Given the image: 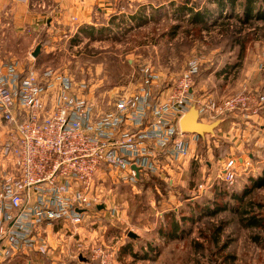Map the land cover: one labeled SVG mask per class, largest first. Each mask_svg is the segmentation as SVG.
<instances>
[{"label":"rangeland","instance_id":"374dc122","mask_svg":"<svg viewBox=\"0 0 264 264\" xmlns=\"http://www.w3.org/2000/svg\"><path fill=\"white\" fill-rule=\"evenodd\" d=\"M171 1L83 0V6L76 8L73 1L31 0L33 12L43 13L42 23L35 31L20 29L13 15L6 14V24L0 27V60L17 63L21 70L33 65L39 82L53 77L52 82L58 83V76L68 77L74 93L94 102L102 114L122 98H135L150 83L153 97L166 101L191 60L199 63L193 87L196 98L218 104L247 94L253 96L256 110L264 107L259 97L264 89V18L249 19L237 5L234 13L227 8L209 15L205 29L204 22L195 25L186 15L177 19L168 6ZM194 1L198 8L217 9L209 0ZM151 3L164 4L171 14L142 27L132 20L119 28L110 22ZM62 4L69 12L61 11ZM255 4L253 13L261 5L264 16V3ZM88 22L96 23L99 32L83 35L81 24ZM39 44L42 53L34 58L32 52ZM238 112L242 113L234 110L202 121L224 117L228 121ZM9 136L0 116V170L16 174L13 159L4 154ZM201 140L194 158L164 173L143 174L135 184L125 176L102 172L99 206L85 213L83 223L41 224L38 237L44 240L46 253L10 254L0 264H98L91 253L95 244L113 249L114 264H264V186L252 187L256 164L264 166V148L260 154L250 149L256 161L241 175L237 171L233 182H226L225 160L239 154H229L224 139ZM168 159L169 155L162 157ZM185 163L187 168L178 172ZM253 216L261 220L259 225L250 224ZM174 222L184 232L162 239L160 232L176 229ZM130 232L139 237L131 239ZM145 249L156 252L145 256L141 254Z\"/></svg>","mask_w":264,"mask_h":264},{"label":"built area","instance_id":"2783aa9c","mask_svg":"<svg viewBox=\"0 0 264 264\" xmlns=\"http://www.w3.org/2000/svg\"><path fill=\"white\" fill-rule=\"evenodd\" d=\"M198 68L191 60L164 102L153 97L150 83L102 114L74 93L68 77L39 82L33 65L21 70L0 60V116L10 132L4 154L17 168L16 174H0V260L27 251L46 253L38 237L41 224L83 223L85 213L99 206L102 172L135 184L143 174L164 173L190 158L201 136L182 131L180 119L192 105L201 121L234 110L256 111L247 94L218 104L196 98ZM165 155L169 159L163 163ZM237 164L234 158L225 163L224 181H234ZM91 253L98 264H114L113 249L95 244Z\"/></svg>","mask_w":264,"mask_h":264},{"label":"crops","instance_id":"0c3cea01","mask_svg":"<svg viewBox=\"0 0 264 264\" xmlns=\"http://www.w3.org/2000/svg\"><path fill=\"white\" fill-rule=\"evenodd\" d=\"M30 1L31 0H0V27L5 26L6 24L4 23V20H5L4 18L6 17V14H12L16 22L19 24L20 29L29 27L33 31L37 30V28H39L40 24L42 23L43 13L33 12V9L30 8L31 7ZM56 1L59 4L60 2L64 3V2L73 1L77 5L75 6L76 8H78V6L79 7L83 6V4L85 3V2L83 3V0H56ZM213 4L214 3H212V5ZM168 6L170 7V10L174 12L171 4L170 5L168 4ZM165 7L166 6L164 4H161V5H154L153 3H151V5L143 4L140 7H138L134 12H131V14H129L131 16H128V15L124 16V19H125L124 21L125 23H130L129 20H132L135 24H140V27L145 26L149 23H152L153 21H160L161 18L167 17L168 14H171L165 11ZM203 7L205 6H200L199 9L202 10ZM207 7H209V5H207ZM62 10H64V6H63V9H61V11ZM72 11H73V8L70 10V12ZM64 12L65 13L69 12L68 8L64 10ZM212 14H215V13H212ZM186 16L187 18L185 19L190 20L192 18L188 14ZM208 17L209 15L206 17V19ZM76 20H78V18H76ZM113 25L117 27L116 24H113ZM195 25H198V23ZM208 25L209 24H207V27H205V29L209 27ZM81 29L84 30L82 31L83 35H86L87 33L93 34V33L99 32V28H97L96 23H91V22H88L83 25L81 24ZM263 92H264V89L261 91V94L259 97L261 96L264 97ZM261 106L262 105L258 107V110L255 109L256 111H245L242 113L238 112L237 113L239 114L238 117L235 118V116H233L230 118L231 120H228V121H227L228 118L227 119L226 117L222 118V123L220 127L218 128V130H216V133L214 135H206L205 137H200L201 139H203L201 141L205 140L206 142H209L211 138L212 139L214 138V140L215 138H218V139H224L225 141H227L229 154L235 155L236 153H238L239 156L238 157L232 156L231 158H228L227 160L224 159V160L227 162L228 160L232 158L238 159V164H237L238 175H241V173H244L245 172L244 170L248 168L249 165L252 166V160H254V162L256 161L254 159L255 158L254 153L251 150H254V151L256 150V153L260 154L261 148L262 149L264 148V107H261ZM193 151H194L193 156L190 157V159L194 158L195 156L194 154L196 151V146L193 148ZM207 163L209 166L211 165L210 161H208ZM183 167H185V169L187 168L186 163L180 164V169H177L178 172L181 173ZM254 170H257L256 174H253L254 178H256L258 176L263 175L264 166L262 168L259 162L256 164ZM1 171L2 170H0V174H1ZM248 178H251V177H248ZM174 223H175L176 229H174L173 231L166 230V231L160 232L163 235V236L161 235L162 239L176 238L178 235L180 236L181 233L184 232L183 230L184 228L180 226L178 222H174ZM133 239H136V238H133ZM157 240L160 241V237ZM152 251L156 252L155 250H152V249H145L141 251V254L142 255L144 254L145 256H151ZM24 256L25 255H21V257H24ZM137 256L139 257L141 255H137Z\"/></svg>","mask_w":264,"mask_h":264},{"label":"trees","instance_id":"16d2710c","mask_svg":"<svg viewBox=\"0 0 264 264\" xmlns=\"http://www.w3.org/2000/svg\"><path fill=\"white\" fill-rule=\"evenodd\" d=\"M209 1H210V3H214L216 5L217 9L216 8L213 9V8H209V7L205 6L201 10L197 7V3H195V1L192 2V0H179V1L178 0H172L170 2V4L173 8L174 14L177 15V19H179L183 15L188 14V15H190V17H192L191 20L195 24H197V23L200 24V23L204 22L202 25L204 28L207 27V23L205 22V20H206L205 18L208 15H211L212 13H215L217 11H223L227 8L229 10H231V13H234L236 11L237 5H240V7L243 8L242 13L244 15H247L249 19L256 17L257 15H258V18H264V16H262L263 11H262L261 5L258 7L259 10L256 11L257 13L256 14L253 13V7L256 8L255 3L260 2L262 4V3H264V0H241L242 2H239L240 0H209ZM118 19H117V17H115V18L113 17L111 20V23L116 24L117 27H120V25L123 23V21L125 19H124V17H121L119 20ZM136 25L140 26V24H136ZM222 25H223V23H222ZM178 26L179 25H175L174 28H178ZM82 31H84V30H82ZM260 186H264V172H263V175L258 176L252 180V187L256 188V187H260ZM247 193L248 192H245V195ZM221 194H223V193H221ZM225 194H227V192H225ZM235 198L240 200V201L243 200L242 196H235ZM227 207L228 206L226 205L225 208H227ZM260 223H261V220L257 219L255 216H253L250 220V224H252V225H259Z\"/></svg>","mask_w":264,"mask_h":264},{"label":"water","instance_id":"95a60500","mask_svg":"<svg viewBox=\"0 0 264 264\" xmlns=\"http://www.w3.org/2000/svg\"><path fill=\"white\" fill-rule=\"evenodd\" d=\"M42 48V44H39L32 52V56L34 58H38L42 53ZM221 123L222 120H217L212 123L201 121L199 110L195 106H192L188 110V112H186L180 119V127L182 131L186 133L196 134L201 137H205L206 135H214ZM134 170L138 171L136 167H134ZM99 208H102V206H100ZM129 237L132 239L138 238V234H136L135 232H130Z\"/></svg>","mask_w":264,"mask_h":264}]
</instances>
